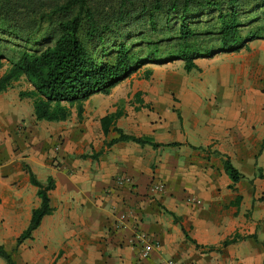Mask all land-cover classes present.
Listing matches in <instances>:
<instances>
[{"label":"crops","instance_id":"crops-1","mask_svg":"<svg viewBox=\"0 0 264 264\" xmlns=\"http://www.w3.org/2000/svg\"><path fill=\"white\" fill-rule=\"evenodd\" d=\"M193 62L182 78L142 65L87 97L80 119L72 110L35 120L18 96L31 88L23 77L0 92V245L15 264H264V39ZM114 110L123 133L160 145L105 146L118 134H103L99 118ZM224 158L241 178H228ZM22 163L39 182L53 180L52 211L15 246L39 204ZM157 181L160 193L150 190ZM135 232L153 239L146 257ZM234 233L245 237L208 250Z\"/></svg>","mask_w":264,"mask_h":264},{"label":"trees","instance_id":"trees-1","mask_svg":"<svg viewBox=\"0 0 264 264\" xmlns=\"http://www.w3.org/2000/svg\"><path fill=\"white\" fill-rule=\"evenodd\" d=\"M263 22L264 0H0V69L6 62L0 92L23 77L31 88L19 90L18 96L31 100L35 120L63 121L72 110L80 119L87 97L107 94L142 65L180 60L185 72L197 69L196 58L264 39ZM142 73L147 78L151 70ZM121 114L114 110L99 118L103 134L109 128L118 134L105 146L116 141L160 145L123 133L115 126ZM222 168L233 182L242 177L227 158ZM22 169L36 187L39 204L15 246L52 211L48 192L53 180L41 183L25 163ZM244 237L234 233L208 250ZM0 258L15 264L2 245Z\"/></svg>","mask_w":264,"mask_h":264},{"label":"built area","instance_id":"built-area-1","mask_svg":"<svg viewBox=\"0 0 264 264\" xmlns=\"http://www.w3.org/2000/svg\"><path fill=\"white\" fill-rule=\"evenodd\" d=\"M116 181H118L119 183L122 184H128L130 182V180L126 177L123 176H119ZM150 190L160 193L164 190V186L162 184V182L157 181L152 183V185L150 186ZM125 214H120L118 216L119 221H122L124 218ZM132 239H135V241L137 243H139V256L140 257H146L149 252L151 251V249L155 246L153 239H150L148 237V235L146 233H141V232H135L131 235ZM169 264H174L170 261H168Z\"/></svg>","mask_w":264,"mask_h":264},{"label":"rangeland","instance_id":"rangeland-1","mask_svg":"<svg viewBox=\"0 0 264 264\" xmlns=\"http://www.w3.org/2000/svg\"><path fill=\"white\" fill-rule=\"evenodd\" d=\"M263 25H264V22H263ZM1 37H5V36H1ZM170 62H172V61H170ZM164 64H166V62L164 63ZM180 64L182 65V61L180 62ZM5 65H6V62L4 61V65H3V67L0 69V72H2L3 71V69H4V67H5ZM153 65H158V67L156 68L157 70H156V72L154 73V76H161V75H165V74H167L168 72L167 71H169V72H173V73H175L176 75H178V77H183V68H181V66L179 65H174V66H167V67H165V66H163V63L162 64H153ZM165 70H166V72H165ZM137 74H138V76H137ZM137 74H135L136 75V77H137V79H140V78H142L143 76H142V72H138ZM24 81H26L25 79H24ZM27 82V81H26ZM17 86L18 85H22V83H19V84H16Z\"/></svg>","mask_w":264,"mask_h":264}]
</instances>
